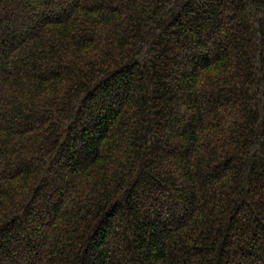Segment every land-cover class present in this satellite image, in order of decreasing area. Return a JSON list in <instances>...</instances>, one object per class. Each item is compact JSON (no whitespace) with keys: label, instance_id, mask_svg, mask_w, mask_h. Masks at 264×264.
<instances>
[{"label":"trees","instance_id":"1","mask_svg":"<svg viewBox=\"0 0 264 264\" xmlns=\"http://www.w3.org/2000/svg\"><path fill=\"white\" fill-rule=\"evenodd\" d=\"M0 264H264V0H0Z\"/></svg>","mask_w":264,"mask_h":264}]
</instances>
